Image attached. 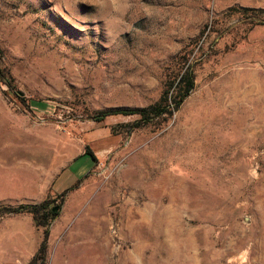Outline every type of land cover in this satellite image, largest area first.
Wrapping results in <instances>:
<instances>
[{"label": "rangeland", "instance_id": "rangeland-1", "mask_svg": "<svg viewBox=\"0 0 264 264\" xmlns=\"http://www.w3.org/2000/svg\"><path fill=\"white\" fill-rule=\"evenodd\" d=\"M73 3L0 0V206L60 204L44 261L31 215H0V264H264V0H134L107 35ZM179 55L172 114L90 118L154 102Z\"/></svg>", "mask_w": 264, "mask_h": 264}, {"label": "trees", "instance_id": "trees-1", "mask_svg": "<svg viewBox=\"0 0 264 264\" xmlns=\"http://www.w3.org/2000/svg\"><path fill=\"white\" fill-rule=\"evenodd\" d=\"M238 11L246 15L245 12L252 11L251 17L254 21H262L260 11L250 8H238ZM172 67H167L164 72V78L162 82V90L159 97L152 103L139 106V107H118L93 111L90 114V118L96 121H102L106 117L123 114V115H136L138 118L134 122V126H143L151 122L154 118L163 117L172 114L176 111L184 99L194 88L195 82V66L197 60H189L188 57L183 55L176 56L171 61ZM170 68V70H169ZM0 78L7 85L9 81L5 78V73L0 71ZM34 100L29 103L32 105ZM84 154L90 155L92 160H95V156L90 151L89 147H86ZM51 200L46 198L37 203H21L12 206H0V215L4 214H24L31 215L34 225L36 227L43 228V234L39 243L38 249L32 261L40 258L42 261L46 258L47 250V238L48 227L55 216L59 213L60 204L51 205Z\"/></svg>", "mask_w": 264, "mask_h": 264}, {"label": "clouds", "instance_id": "clouds-1", "mask_svg": "<svg viewBox=\"0 0 264 264\" xmlns=\"http://www.w3.org/2000/svg\"><path fill=\"white\" fill-rule=\"evenodd\" d=\"M53 10H57L58 0H51ZM84 4L95 10V14L101 17L106 35L108 34V25L110 22L115 25H124L127 23V16L134 9V0H74L73 7ZM60 10H64V6L60 4ZM107 15L108 19H104Z\"/></svg>", "mask_w": 264, "mask_h": 264}, {"label": "crops", "instance_id": "crops-1", "mask_svg": "<svg viewBox=\"0 0 264 264\" xmlns=\"http://www.w3.org/2000/svg\"><path fill=\"white\" fill-rule=\"evenodd\" d=\"M83 155H88V154H84V151L79 152L76 156H74L73 158H71L70 160H64L62 161V159H59V163L62 165L59 169V176H58V180L60 181L59 183H62L61 185H65L66 183H72L75 182L76 180H79L80 178H82L85 174H83L81 177H77L76 174L73 173V171H71V169L69 168L70 165L72 164V162L77 159L78 157H81ZM92 159V158H91ZM93 165H94V161H93ZM93 165L90 167V169L88 171L91 170V168L93 167Z\"/></svg>", "mask_w": 264, "mask_h": 264}]
</instances>
